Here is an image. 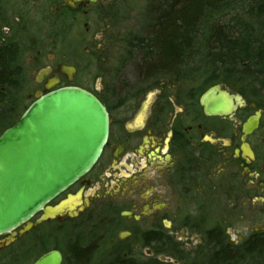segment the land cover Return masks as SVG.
<instances>
[{"label": "flooded vegetation", "instance_id": "1", "mask_svg": "<svg viewBox=\"0 0 264 264\" xmlns=\"http://www.w3.org/2000/svg\"><path fill=\"white\" fill-rule=\"evenodd\" d=\"M113 1L4 0L8 9L51 10L52 27L63 33L80 14L85 16L96 8L107 11ZM84 28L87 32L86 24ZM153 54L139 50L137 76L115 83L105 97L100 82L95 94L85 90L108 114V138L94 167L52 203L72 196L82 211L73 219L65 216L57 222L77 219L95 197L93 204L103 203L98 211L100 230L113 229L119 243H130L134 249L185 251L186 244L179 243L188 240L181 239L183 231L203 234L192 238L196 241L192 250L214 243L215 237L238 246L263 234L264 98L230 88L229 78L200 81L196 59L181 58L176 65L162 66L150 59ZM36 55L29 65L39 64L41 52ZM50 61L52 65L38 71L36 82L41 87L35 94L54 82L60 65L74 68L75 75L71 83L58 75L53 89L79 88L74 86L77 69L65 62V56L56 63L57 56L52 55ZM211 89L227 105L224 114L204 112L200 101ZM215 210L222 213L218 221L209 215ZM229 217L252 234L227 239L225 234L232 229ZM20 229L12 245L27 236L19 238ZM160 256L168 261H159L172 264L173 258Z\"/></svg>", "mask_w": 264, "mask_h": 264}, {"label": "trees", "instance_id": "2", "mask_svg": "<svg viewBox=\"0 0 264 264\" xmlns=\"http://www.w3.org/2000/svg\"><path fill=\"white\" fill-rule=\"evenodd\" d=\"M244 1L149 0L142 17L146 36L133 39L130 45L153 51L150 59L157 65L172 66L181 58L196 59L202 81L229 78L246 86L243 91L247 96L264 98V0H248L247 11L242 7ZM8 28L11 35L4 37L0 25V134L19 119L21 91L28 78L23 41L15 36L14 28ZM63 34L57 31L55 42ZM215 238L214 243L206 242L197 250L167 247L166 251L153 249V253L165 254L179 264H264V233L251 236L238 246ZM82 244L79 237L71 240L63 252L64 259L72 264H88L92 249ZM115 257L107 264H168L156 258L142 262Z\"/></svg>", "mask_w": 264, "mask_h": 264}, {"label": "rangeland", "instance_id": "3", "mask_svg": "<svg viewBox=\"0 0 264 264\" xmlns=\"http://www.w3.org/2000/svg\"><path fill=\"white\" fill-rule=\"evenodd\" d=\"M246 1L242 6L245 11L249 9L248 0ZM148 2L149 0H115L112 3L113 8L107 11L96 8L85 16L80 14L75 23L71 22L68 25L67 31L64 32L65 35L63 34L64 37L55 42L56 32L60 28L52 27L54 23L50 15L51 10L8 9L5 6L9 4L4 0L3 3L1 1L2 36L11 35L8 28L10 26L14 28L13 33L23 41L24 45L23 61L28 78L21 91L22 110L20 114L34 101L33 96L41 87L36 82L38 71L44 66L52 65L50 61L52 55L57 56L56 63L65 56V62L76 67L77 76L74 86L95 94L100 82L103 97L115 83H126L129 78H135L134 76H137L135 71L138 70L136 56L141 49L132 47L130 42L146 36L143 32L142 17ZM85 24L88 27L87 32L84 28ZM97 37H100V41ZM61 41H64V44H60ZM100 46L101 51L98 52ZM38 51L41 52L38 58L39 64L29 65V61L37 57L36 52ZM198 76L200 81L204 79ZM228 86L235 90H244L246 87L232 80H229ZM90 200L91 206L77 219L44 223L28 232L19 243L4 249L0 253V264H32L39 256L50 250H58L64 255L63 252L70 241H74L76 237L83 240L84 248L91 247L92 249L93 254L88 264L111 263L115 260V256H123L124 259L128 257L131 260L142 262L150 258L161 259L162 256H155L153 250L134 249L130 243H119L113 229L108 232L101 231L102 217L98 216V211L103 203L97 201L93 204L95 197ZM202 203L205 202L200 201V204ZM221 214L220 211L215 210L209 215L218 221ZM227 220L231 222L232 227L229 235L225 234L227 239L235 241L240 236L247 237L252 234L251 230L245 232L241 227L242 223L236 221V218L229 217ZM201 235L203 234H190L183 231L181 239L187 238L188 240L179 243L186 244L185 251H191L196 242L192 241V238L197 239ZM171 261L172 264H179L174 259ZM62 264L72 263L64 259Z\"/></svg>", "mask_w": 264, "mask_h": 264}, {"label": "water", "instance_id": "4", "mask_svg": "<svg viewBox=\"0 0 264 264\" xmlns=\"http://www.w3.org/2000/svg\"><path fill=\"white\" fill-rule=\"evenodd\" d=\"M58 75L71 83L75 69L60 65L54 82L37 92L18 121L0 135V236L7 235L0 250L15 242L20 227L19 238L44 223L79 215L83 208L72 196L51 204L94 167L107 142L104 106L83 89H53ZM214 92L205 93L200 104L208 115L224 114L227 105ZM62 261V254L52 250L33 264Z\"/></svg>", "mask_w": 264, "mask_h": 264}]
</instances>
